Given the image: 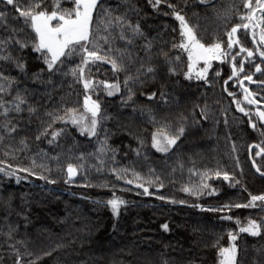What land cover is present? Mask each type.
I'll list each match as a JSON object with an SVG mask.
<instances>
[{
  "label": "trees",
  "instance_id": "obj_1",
  "mask_svg": "<svg viewBox=\"0 0 264 264\" xmlns=\"http://www.w3.org/2000/svg\"><path fill=\"white\" fill-rule=\"evenodd\" d=\"M112 7L117 4L124 9V0H108ZM184 9V14L191 26L195 28L202 42H212L217 36L226 42L225 31L239 23L238 16L244 12L242 0H212L211 7H204L198 0H172ZM54 0H45V6L50 10ZM64 8L72 6L71 0H61ZM140 11L139 17L133 15L132 19H139L144 31L152 37H157V46H164L174 58L181 57L178 62V73L167 80L168 90L173 93V111L190 113L193 105L209 107L211 118L202 126L191 127L185 137L182 138L179 148L168 160L166 168L162 163L161 154L154 150L149 152V160L142 158L135 164L137 158L131 149H135L137 140L130 135L147 128L151 131V125L146 124L145 118L140 112H133V107L153 108L160 103L149 102L141 91L149 93L156 91L159 81H149L148 85L137 88L135 103L129 102L128 107L121 104V95L107 97L100 93V100L105 113L113 117L104 121V128L110 132L109 143L118 150L115 164L111 160L107 162V168L97 172L94 167H86L72 184H65L66 173L57 171L53 163L51 175L57 179L55 185H48L35 176L26 177L25 173H18L22 177L19 184L15 179H7L0 176V264H15V255L8 243L16 244V248L23 256V264H163L168 260L169 264H220L219 248L229 247L228 233L238 235L236 243L239 246L240 258L245 264H252L254 260H264V235L252 237L247 233H240L239 228L246 226L248 219L257 221L264 217V210L259 208H232L231 211L223 212L201 211L191 207L192 204H200L205 208L220 207L225 203H247L249 193L264 194V178H261L252 167L249 159L248 144L259 143L261 137L247 126L248 117L236 111V105L232 103V97L223 91L224 80L231 74V63L221 64L213 61L209 69V85L204 81L197 80L193 74L191 80L184 78L187 71V53L181 49H172V43L180 42L179 22L171 15L156 13L148 5L147 0H133ZM233 6L238 11H232L227 21L222 14ZM11 26L22 27V21L9 18ZM251 29L246 33L245 46L255 48L252 42ZM257 34L259 29L256 30ZM241 33L244 30L241 29ZM5 34V33H0ZM258 39V38H257ZM138 43H143L139 41ZM238 50V49H237ZM143 55V53H140ZM28 60L29 76L32 72L39 71L41 61L36 54L26 56ZM257 56L255 63H259ZM110 66H103L99 73L94 70V78L115 79ZM219 71L221 76L217 77ZM246 73H253L254 80H264V76L255 73L254 65H247ZM13 75H18L16 71ZM123 80V74L119 77ZM250 91L257 93L256 99H261V88L257 84L244 82ZM30 88H38L37 85L27 81ZM235 81H230L229 91L236 94V98L242 102V90L234 87ZM71 85V87H69ZM39 98L40 92L36 93ZM84 89L82 84H75L71 78L62 87H58L54 93L55 101L61 97L68 106H75L83 112ZM95 99V95H93ZM178 102V107L176 106ZM264 106L261 100L260 107ZM251 108L252 106L244 105ZM199 112V108L196 109ZM252 111L255 112L252 108ZM27 115L26 113L24 114ZM255 118V117H254ZM225 119L228 124L225 126ZM35 127V124H33ZM59 127V125L57 126ZM147 134V133H146ZM31 133L21 132V136ZM231 139H228V137ZM103 138V132L101 133ZM19 137H17V140ZM235 142L238 151L232 152V143ZM31 151L17 153V159L10 160L13 165L23 167L31 166V157L39 148L49 151L45 141L37 146L29 140ZM62 148L50 151V155L66 152L69 145L78 146L76 156L80 151L91 153L95 150L96 141L89 142L87 137L79 135L75 129H70V135L61 141ZM127 154V155H126ZM237 158L239 167L236 166ZM0 159H7L0 149ZM66 167L67 157H62ZM177 159L182 160L184 168L181 170L175 164ZM258 163L264 164L257 158ZM41 161L37 158V163ZM76 163V160L72 161ZM84 163L94 164L92 158ZM195 164L196 169H216L217 167L227 170L241 181L240 185L229 187L222 178H213L209 183L217 189L218 194H207L199 198L181 191L182 186L191 182H198L199 177H190L189 168ZM134 167L145 178L149 175V167H154L158 174H163L164 187L150 186V195H143V189H137L134 185H128L123 180L117 181L111 174L110 169ZM176 171L172 172V167ZM39 172L40 169H37ZM46 175L48 173H45ZM103 185H107L106 187ZM148 186V185H145ZM247 189L245 191L244 189ZM139 193V194H138ZM113 195L126 201L119 210V215L114 216L107 201ZM157 196L166 197L165 200L157 199ZM184 200L185 204H172L168 200ZM27 216L26 221L24 217ZM222 216H231L232 219H221ZM239 220L240 224L236 221ZM167 223L170 231L164 232L162 224ZM17 228L13 239L8 240L6 235L7 225ZM22 241V243H16ZM213 245H217L213 247ZM257 249L261 252L258 253ZM51 252V255H44Z\"/></svg>",
  "mask_w": 264,
  "mask_h": 264
},
{
  "label": "snow or ice",
  "instance_id": "obj_2",
  "mask_svg": "<svg viewBox=\"0 0 264 264\" xmlns=\"http://www.w3.org/2000/svg\"><path fill=\"white\" fill-rule=\"evenodd\" d=\"M71 2V7L64 8L61 0H54L49 10L45 6V0H0V33H5L0 34V149L7 158L0 159V176L9 180L14 178L17 184L26 177L35 176L48 185H55L58 181L51 175L50 166L54 163L57 171L66 173L64 183L72 184L86 167H94L97 172H101L107 168L109 160L115 164L118 150L110 145V132L103 126L104 121L113 117L105 113L100 93L103 92L107 97L121 95L122 106L128 107L129 102L135 103L138 87L143 89L149 81L157 80L160 87L156 91L140 93L145 95L149 102L159 100L156 109L151 107L132 109L133 112L139 111L145 118L146 124L151 125L150 133L147 128L135 134L130 129L128 132L134 135L138 145L135 149H131L137 158L132 162L133 164L141 158L148 161L149 152L154 150L155 153L161 154L162 163L167 168L168 160L179 148L189 128L202 126L211 118L206 103L203 106L193 105L190 113L172 110L173 93L168 90L167 80L177 75L181 57L177 55L173 58L164 46L158 47L157 37L147 34L139 19L133 21V15L137 17L140 15L133 0H124L123 10L119 4L112 7L108 0H71ZM198 2L206 8L212 5V0H198ZM147 3L158 14L162 12V8H166L168 11H163V15H171L179 22L180 42L178 44L173 42L172 49H181L187 53V71L184 72L186 80L193 78L195 66L202 63L203 67L195 71V78L209 85L208 74L212 62L231 63V74L224 80L223 91L233 98L232 103L236 105V111L248 117V128L261 137L259 143L248 144L247 148L252 167L261 178H264V164L257 161V158L264 161V110L260 108L261 100H264V80H254L253 73L245 72L247 65H254L255 73L264 76V0H242L244 12L238 16L240 22L225 31L226 42L219 36L212 42H202L197 31L186 18L184 9L172 0H147ZM234 10L239 9L233 6L222 14V18L227 21ZM10 17L17 22L22 21L23 26H11ZM241 29L244 33H241ZM249 29L252 30V42L256 45L255 48L245 46L246 33ZM257 29H259L258 39ZM139 41L143 43H138ZM141 52L143 55L140 54ZM33 53L41 61L42 67L29 76L26 56ZM257 56L260 59L259 63H255ZM105 65L110 66L109 70L115 77L111 82L108 79L94 78V70L99 73ZM13 71L18 75H13ZM121 74L123 80L119 78ZM216 76H221V73L217 71ZM68 78H71L73 83L83 86L85 92L83 112L75 106H68L64 97H61L59 102L54 99V93L58 87H62L67 82ZM28 80L38 88H30L27 84ZM230 81H235L234 87L242 90L243 101H246L248 106H252L251 108L241 106V100L236 98L234 92L228 90ZM245 81L249 84H257L261 88L260 100L256 99L257 93L245 86ZM37 91L40 92L39 98L36 95ZM176 106L178 107V102ZM197 108L199 112L196 111ZM252 108H255V112ZM227 124L228 121L225 119V126ZM70 129H75L80 136L87 137L89 142L95 140V150L91 153L80 151L76 156L78 146L72 144L67 147L66 152L62 150L50 155V151L62 148L61 141L67 139ZM25 131L31 135L21 136V132ZM102 132L103 138H101ZM228 139L231 137L229 136ZM29 140H32L37 148L46 141L49 151L39 148V151L31 157L29 167L10 163V160L17 159V153L31 151ZM231 150L233 153L238 151L235 142L232 143ZM64 156L67 157L66 167L62 159ZM89 157L95 161L94 164L84 163ZM37 158L41 161L39 164ZM73 160L77 162L73 163ZM175 164L183 170L182 160L177 159ZM236 166H240L238 158ZM37 169L40 171L38 172ZM110 171L117 181L123 180L137 189L142 188L143 195L151 194L150 186L164 187L163 174H158L154 167H149L147 178L131 166L124 168L113 166ZM175 171L176 167L173 166L172 172ZM188 171L190 177H199V181L190 180L189 184L182 186L181 191L197 198L205 194L209 196L218 194L217 189L209 183L213 178H222L229 187L241 184L233 174L219 167L200 171L193 163V167ZM18 173H25L26 177ZM244 190L247 191L246 188ZM157 199L165 200L166 197L157 196ZM168 202L186 203L184 200L175 199ZM106 203L113 215L118 216L120 207L127 202L113 195V198ZM189 206L212 212L231 211L233 207L264 210V194L249 193L247 203L229 202L220 207L210 208L200 204ZM24 219L27 221L28 217L25 216ZM221 219L230 220L232 217L222 216ZM236 223L240 224V221L237 220ZM161 228L164 232L170 231L167 223L162 224ZM16 231V227L7 225L6 235L9 241L13 239L12 234ZM239 232L247 233L252 237H261L264 235V217L259 221L248 219L246 226H241ZM237 239L236 233H228L230 246L219 248V255L223 258L220 264H245L240 258L241 250L236 243ZM7 246L14 252L15 264H23V256L16 248V244L8 243ZM257 252L260 253L261 250L257 249ZM44 255H51V252H45ZM163 264H169V261L164 260ZM188 264L193 262L189 261ZM252 264H264V260H254Z\"/></svg>",
  "mask_w": 264,
  "mask_h": 264
},
{
  "label": "rangeland",
  "instance_id": "obj_3",
  "mask_svg": "<svg viewBox=\"0 0 264 264\" xmlns=\"http://www.w3.org/2000/svg\"><path fill=\"white\" fill-rule=\"evenodd\" d=\"M259 37V33L257 34V38ZM203 67V65H202V63H200V64H197L196 66H195V68H194V75H195V71H198V70H200L201 68ZM243 93H242V105L241 106H243V104L244 105H247V103H246V101H243ZM261 108V110H264V106H262V107H260ZM253 110L255 111V108H253Z\"/></svg>",
  "mask_w": 264,
  "mask_h": 264
}]
</instances>
